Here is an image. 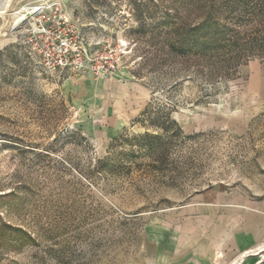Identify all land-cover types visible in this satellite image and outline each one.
I'll list each match as a JSON object with an SVG mask.
<instances>
[{
  "label": "rangeland",
  "instance_id": "374dc122",
  "mask_svg": "<svg viewBox=\"0 0 264 264\" xmlns=\"http://www.w3.org/2000/svg\"><path fill=\"white\" fill-rule=\"evenodd\" d=\"M61 1L114 72L0 0V264H264V0Z\"/></svg>",
  "mask_w": 264,
  "mask_h": 264
},
{
  "label": "built area",
  "instance_id": "2783aa9c",
  "mask_svg": "<svg viewBox=\"0 0 264 264\" xmlns=\"http://www.w3.org/2000/svg\"><path fill=\"white\" fill-rule=\"evenodd\" d=\"M33 9V21L29 22V28L25 31L46 70L59 73L68 71L79 75L97 73L105 77L114 72L112 65L93 66V50L61 0H43ZM25 24L16 29L18 33H22ZM119 60L118 57L117 65Z\"/></svg>",
  "mask_w": 264,
  "mask_h": 264
},
{
  "label": "bare ground",
  "instance_id": "6f19581e",
  "mask_svg": "<svg viewBox=\"0 0 264 264\" xmlns=\"http://www.w3.org/2000/svg\"><path fill=\"white\" fill-rule=\"evenodd\" d=\"M36 6V5H35ZM34 7H32L31 11H30V15L34 14Z\"/></svg>",
  "mask_w": 264,
  "mask_h": 264
},
{
  "label": "crops",
  "instance_id": "0c3cea01",
  "mask_svg": "<svg viewBox=\"0 0 264 264\" xmlns=\"http://www.w3.org/2000/svg\"><path fill=\"white\" fill-rule=\"evenodd\" d=\"M11 38H6L5 40L9 41Z\"/></svg>",
  "mask_w": 264,
  "mask_h": 264
}]
</instances>
